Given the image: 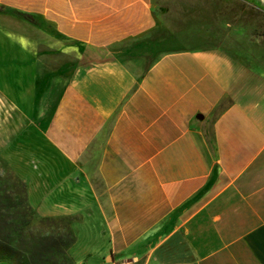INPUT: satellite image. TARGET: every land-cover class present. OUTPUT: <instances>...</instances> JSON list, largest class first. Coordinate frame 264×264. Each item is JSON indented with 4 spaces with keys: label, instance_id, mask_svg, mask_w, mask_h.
I'll return each instance as SVG.
<instances>
[{
    "label": "crops",
    "instance_id": "0c3cea01",
    "mask_svg": "<svg viewBox=\"0 0 264 264\" xmlns=\"http://www.w3.org/2000/svg\"><path fill=\"white\" fill-rule=\"evenodd\" d=\"M216 2L0 0V157L68 264H264V45Z\"/></svg>",
    "mask_w": 264,
    "mask_h": 264
},
{
    "label": "trees",
    "instance_id": "16d2710c",
    "mask_svg": "<svg viewBox=\"0 0 264 264\" xmlns=\"http://www.w3.org/2000/svg\"><path fill=\"white\" fill-rule=\"evenodd\" d=\"M4 163L0 157V260L8 264H68L65 247L73 237L70 228L62 225L56 235L45 232L60 215L36 214L27 204L23 182ZM7 179L10 187L5 184Z\"/></svg>",
    "mask_w": 264,
    "mask_h": 264
},
{
    "label": "rangeland",
    "instance_id": "374dc122",
    "mask_svg": "<svg viewBox=\"0 0 264 264\" xmlns=\"http://www.w3.org/2000/svg\"><path fill=\"white\" fill-rule=\"evenodd\" d=\"M217 10L226 9L231 13V23L234 28L243 26L247 28V37H260V44L264 45V13L247 5L240 0H217L216 2ZM238 33V32H236ZM262 37V38H261ZM256 38V39H257ZM5 164V163H4ZM7 165V164H5ZM5 176V173L2 172ZM10 179L5 180L6 186L10 187ZM71 218V215H60L54 218V225L45 228V232H51L52 235H56L60 232L62 225L68 226L67 222ZM36 219L32 222L35 223ZM36 225V224H35ZM37 226V225H36ZM4 262H7L4 260Z\"/></svg>",
    "mask_w": 264,
    "mask_h": 264
},
{
    "label": "built area",
    "instance_id": "2783aa9c",
    "mask_svg": "<svg viewBox=\"0 0 264 264\" xmlns=\"http://www.w3.org/2000/svg\"><path fill=\"white\" fill-rule=\"evenodd\" d=\"M99 264H107V263H99Z\"/></svg>",
    "mask_w": 264,
    "mask_h": 264
}]
</instances>
